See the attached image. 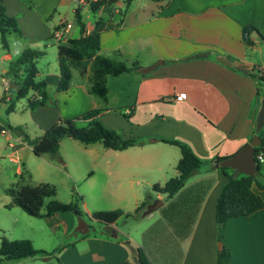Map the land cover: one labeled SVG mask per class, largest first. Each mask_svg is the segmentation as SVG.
Returning a JSON list of instances; mask_svg holds the SVG:
<instances>
[{
  "label": "crops",
  "instance_id": "0c3cea01",
  "mask_svg": "<svg viewBox=\"0 0 264 264\" xmlns=\"http://www.w3.org/2000/svg\"><path fill=\"white\" fill-rule=\"evenodd\" d=\"M105 1L96 13L83 7L86 33L100 32V54L130 65L137 61L143 69L109 75L107 98L96 99L98 96L89 91L92 60L73 67L80 69V79L72 82L67 91L56 88L57 104L52 97L51 102L32 110L41 134L60 119L98 108L103 109L100 118L106 126L124 137L145 140L143 145L115 150L113 157L108 150L114 149L104 146L106 151H102L107 156L101 186L108 190L111 199L123 205L121 208L127 203L133 205V210H124L126 213L136 210L145 200L136 185H164L179 173L176 167L182 156L180 147L157 137L188 143L207 163L173 197L166 199L163 193L156 192L164 201V213L146 215L155 219L142 234L157 227L149 240L141 242L131 234L123 239L114 223L111 233L104 228L102 236H86L78 246L72 243L62 258L65 264H124L136 261L135 249L141 247L154 264H217L221 249L217 246V200L227 174L237 172L215 167V162L218 157L236 153L256 133L263 92L259 79L251 72L256 68L264 75V38L254 32V44L249 45L243 38V29L251 24L264 35V0H133L136 5L126 4L125 12V0ZM4 4L7 13L16 17L21 26L19 36L32 37V22L38 20L32 6L22 0H4ZM87 8L94 16L93 22L86 20L90 16L84 15ZM61 22L44 39L52 40L51 35ZM72 30L69 36H81L80 27L77 35H72ZM25 45L16 55L9 47L3 57L12 61L30 47ZM237 66L248 68L249 72L244 73ZM49 76L48 80L57 87L60 74ZM181 93H186V98L178 99ZM86 103H92L90 108ZM261 131L264 133V127ZM6 140L9 143L10 138ZM64 140L60 147L71 144ZM27 146L33 150L22 140L14 142L12 153ZM88 148H77L76 154H62L64 164L68 167L74 156L89 159L87 166L90 165L94 149ZM17 171L20 173V168ZM260 180L264 182V176ZM252 188L264 199V189L256 182ZM11 202L7 200L5 206ZM223 235L224 244L231 251V264H264V208L229 219Z\"/></svg>",
  "mask_w": 264,
  "mask_h": 264
},
{
  "label": "trees",
  "instance_id": "16d2710c",
  "mask_svg": "<svg viewBox=\"0 0 264 264\" xmlns=\"http://www.w3.org/2000/svg\"><path fill=\"white\" fill-rule=\"evenodd\" d=\"M132 1L126 0V3L130 4ZM105 3V0L91 2L92 12L96 13ZM75 22L80 27L81 36H70L66 42L58 44L60 79L57 90L60 92L69 90L73 78L72 68L92 60L93 76L89 91L100 98L106 99L109 92L107 85V77L109 75L117 76L123 72L142 70L143 67L137 61L130 65L124 61H117L100 54L101 34L99 31L86 33V23L83 21L82 9L80 8L76 10ZM21 32L22 29L17 18L7 13L4 0H0V33L4 48L8 50L10 47L9 34L21 35ZM254 32L264 38V35L259 32L256 26L247 25L243 29V38L249 45L254 44L251 37ZM45 54V50L27 47L11 61L8 75L12 79L11 90L14 91L13 86H15V98H8L7 94H5L4 100L10 102L8 112H13L16 109V101L27 97L31 91L34 92L28 102V108L31 110H36L52 101L47 89V80H37L39 74L38 59ZM257 77L260 84L264 86V75H257ZM260 90L263 92V87ZM102 111L103 109L98 108L90 109L76 117L60 119L37 138H31L22 126L8 124V127L18 131L22 135L23 141L30 145L34 153L39 156L58 154L61 141L64 138L79 140L87 145L101 142L106 148L114 150H125L145 143V140L135 136L124 137L120 131L106 126L100 118ZM79 121H84L85 124L81 125ZM259 134L261 143L256 147L255 153L258 173L254 176L245 175L238 171H236L237 174H227V181L219 194L216 205V221L222 237L223 229L229 219L251 215L264 208V199L252 188L253 183L256 182L260 189H264V182L260 180V176H264V160L262 161L259 158V155L264 158V133L260 131ZM157 138L160 141L177 145L181 149L182 156L176 167L179 172L178 175L171 177L164 185L155 184L153 186L155 192L173 197L185 186L190 177L201 171L207 161L200 158L192 147L184 141L163 137ZM224 158L218 157L215 167L224 171L233 170L230 167H221L219 165ZM23 175L22 173L21 176ZM6 193L12 197L10 205L19 206L33 216H53L58 212H73L80 216L83 214V210L80 207L82 197L77 192L75 201L69 203L56 199L52 200L48 204L47 212L43 214L42 207L45 198L57 195V187L49 182H41L37 185L18 182L8 187ZM148 203L147 200L142 202L135 210V213H142ZM123 214L125 213L122 209L103 210L94 212L93 217L102 221L104 228L110 232L111 225L116 223ZM126 216H134V214L127 213ZM0 240V260H19L39 255H49L47 251L36 248L33 241L29 239L10 240L7 236L0 235ZM135 253L136 261L130 260L124 264H154L143 248H136ZM217 264H231V251L225 244H223L218 253Z\"/></svg>",
  "mask_w": 264,
  "mask_h": 264
},
{
  "label": "rangeland",
  "instance_id": "374dc122",
  "mask_svg": "<svg viewBox=\"0 0 264 264\" xmlns=\"http://www.w3.org/2000/svg\"><path fill=\"white\" fill-rule=\"evenodd\" d=\"M22 1L32 6L38 16V18H36L38 20L32 22L35 24V28L33 27L32 29V37H20L19 35L12 34V38L8 40L9 46L15 50L14 52L19 50L23 44H26L25 46L28 45L33 48L45 50L46 54L38 59L39 74L37 80H48V78H51L49 75H53L57 72L60 74V71L58 62V44L48 37L47 39H44L45 35L60 21H62L61 23L63 24L68 22L74 23V28L71 34L77 35L79 33V26L75 22L76 10L77 8L83 10V7L85 6H88L91 9L90 3L94 0H88L85 5L77 4L74 0ZM144 1L146 3V0ZM136 3L137 1H134L131 4L136 5ZM126 4L125 0V4H123L124 12L126 10ZM88 14H90V16L86 17L87 22H93L94 16L87 8L84 15ZM30 42H35V44L38 45H30ZM261 42L264 43L263 41ZM7 51L8 50L2 45L0 33V125L8 129L7 135L1 134L0 132V235H5L10 240H32L36 248L47 251L49 255H39L37 257H28L19 260L2 259L0 260V264H65L64 257L62 258V256L64 251L72 246V243H75L77 244L76 246H78L81 243V240L83 242V239L86 238V236H102L101 232L105 226L102 221L93 217L94 212L114 209H122L124 211L129 208V210H133L131 209L133 208V205L127 203V206L121 208L123 205L116 203L115 200L111 199L108 190L102 188L101 185L105 175L103 164L104 159L107 156L105 153L107 152H102L106 150H103L105 147L101 142H97L96 146H88L89 144L87 145L78 142L72 138H66L64 141L71 144H66V146L65 144H62L59 153L56 155L44 154L39 156L28 146L19 150V152L12 153L14 149L9 143H14L20 140L23 141V138L18 131L10 129L8 124L22 126L31 138H37L42 134L40 126L36 122L35 116L32 114L33 111L28 108L29 99L34 95V92L31 91L27 97L16 101V109L13 112H8L10 102L5 101L4 96L7 94L8 98L14 99L15 86H13L14 91L11 90L12 79L8 75L9 64L11 61H8L3 57ZM72 70L73 80L71 83L73 82L74 84L80 79V69L73 68ZM251 73L258 79L257 75H260V73L256 68H254ZM48 82L49 94L55 99L56 105L57 98L55 97V93L57 92V87L52 80H48ZM96 99H99V97ZM91 104L92 103H86L85 106L90 108ZM86 111H88V109ZM79 124L84 125L85 122L79 121ZM10 135L12 136L10 137ZM7 138H10L9 143L6 140ZM84 147H89L88 149L93 147L94 149L92 156L90 155L92 159L91 164L87 166L89 161L87 158L84 159L81 157L80 161L77 157L72 156L76 161L70 159L67 167V165L64 164L66 160L63 158L62 154H76L78 150L77 148L83 150ZM108 153L109 156L113 157L116 152L115 150H108ZM11 157H18V162L13 161ZM17 168H20V173H18ZM88 168L89 171H87ZM22 173L24 174L23 176H21ZM90 174L92 175L90 176ZM18 182L25 184L29 183L32 185H37L41 182H49L57 187L56 196L45 198L42 207L43 214L47 212L48 204L54 199L64 203L75 201L76 192L82 197L80 207L83 210V214L80 216L73 212H60L58 216L54 217H38L28 214L16 205L9 204L6 207V201L12 200V197L6 193V189ZM135 189L142 192L145 197L144 201L147 200V202H149L147 206L161 199L157 197V193L150 185L140 183L135 186ZM111 190H113V188H111ZM103 193L107 194V196L103 197ZM163 195L167 199V195L164 193ZM100 196L103 198H100ZM156 211L157 213H164V210H162L161 207ZM156 211L151 214L156 213ZM124 213L125 214H123L116 222L119 230L122 232L121 237L125 239L127 235L131 234L129 236H134L141 242H143L142 240H149L153 235L154 229L157 227L155 226L152 229L147 230L144 234L142 233L149 228L148 226L152 224V221H154L155 218H149L148 216L142 217L143 212L136 214L135 209L132 212H127L134 214V216H126L127 213L125 211ZM192 224L193 222L190 227H188V229L190 228L188 230L189 233L191 228H193L191 227ZM218 234L219 241L217 246L218 248H221L220 246H223L224 244V237L220 235L219 230Z\"/></svg>",
  "mask_w": 264,
  "mask_h": 264
},
{
  "label": "water",
  "instance_id": "95a60500",
  "mask_svg": "<svg viewBox=\"0 0 264 264\" xmlns=\"http://www.w3.org/2000/svg\"><path fill=\"white\" fill-rule=\"evenodd\" d=\"M220 61L223 63H229L226 59L220 58ZM229 65V64H228ZM237 68L244 72L248 73L249 69L237 66ZM264 127V92L263 99L260 111L258 113L257 123H256V133L253 135L251 141L241 147L236 153L225 157L221 162V167H230L239 173L245 175L254 176L258 173L257 160L255 157L256 147L261 143L260 131ZM164 201L162 199L157 200L155 203L149 204L146 209L143 211L142 216L149 215L159 209L163 205ZM222 248V245L220 246Z\"/></svg>",
  "mask_w": 264,
  "mask_h": 264
},
{
  "label": "built area",
  "instance_id": "2783aa9c",
  "mask_svg": "<svg viewBox=\"0 0 264 264\" xmlns=\"http://www.w3.org/2000/svg\"><path fill=\"white\" fill-rule=\"evenodd\" d=\"M75 2H77V4H87L88 0H74ZM91 1V0H89ZM94 1H98V0H94ZM93 2V1H92ZM74 24L71 22H68L66 24L60 23L59 26L57 28L54 29L53 34H52V40L54 42H56L57 44L63 43L64 41H66L70 35V32L73 28ZM178 99H183L186 98V93H181L178 97ZM0 132L1 133H7L8 129L4 126L0 127ZM10 146H14V143L10 142L9 143ZM260 160H264L262 155H259ZM12 160L14 161V159L12 158Z\"/></svg>",
  "mask_w": 264,
  "mask_h": 264
}]
</instances>
